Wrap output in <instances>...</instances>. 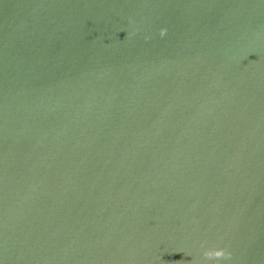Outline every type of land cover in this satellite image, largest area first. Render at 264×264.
<instances>
[{
  "label": "water",
  "instance_id": "water-1",
  "mask_svg": "<svg viewBox=\"0 0 264 264\" xmlns=\"http://www.w3.org/2000/svg\"><path fill=\"white\" fill-rule=\"evenodd\" d=\"M0 264H264V0H0Z\"/></svg>",
  "mask_w": 264,
  "mask_h": 264
}]
</instances>
